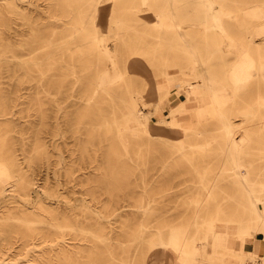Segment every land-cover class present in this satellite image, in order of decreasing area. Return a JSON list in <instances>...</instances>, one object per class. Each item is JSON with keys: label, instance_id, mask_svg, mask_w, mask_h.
<instances>
[{"label": "rangeland", "instance_id": "374dc122", "mask_svg": "<svg viewBox=\"0 0 264 264\" xmlns=\"http://www.w3.org/2000/svg\"><path fill=\"white\" fill-rule=\"evenodd\" d=\"M244 1L247 3L240 0L239 5L252 7L261 3ZM123 2L113 8L123 13L125 20L107 21L103 17V25L124 31L132 24L125 32L131 37L151 28ZM180 3V12L188 17L184 23H195L203 11L202 4L196 0ZM20 5L22 11H13L7 4L0 6V156L11 154L16 159L26 175L28 197L20 195L11 182L0 193V264H149L151 240L158 237L160 230L166 235L169 224L190 219L193 193L188 190L197 187V170L204 166L215 172L222 165L223 208L231 214L248 215L249 196L241 182L232 177L224 149L217 143L225 137L219 120L209 118L205 124L208 131L189 137L196 143L211 140L208 148L185 149L197 161L191 163L182 148L176 147L183 140L181 132L159 126L160 116L178 100L169 102V94L160 97L153 80L145 78L149 73L136 67L125 72L124 80L110 85L116 95L122 96L143 90L138 106L140 111L150 113L154 137L150 142L145 134L131 129L123 136L108 130L101 123L114 114L120 116L119 97H114L116 105L110 104L102 90L88 97L94 88L92 78L103 59L96 58L91 44L82 43L79 37L70 49L54 51L49 44L50 40L64 44L70 36L69 23L74 18L69 16L65 2L20 0ZM209 7L214 13L222 10L219 2H211ZM107 9L102 12L105 16ZM224 21L243 36L256 20L239 16ZM116 36L102 42L116 46L115 53L124 68L133 55ZM263 37L264 32L255 33L253 43L263 45ZM145 38L149 44L158 45L157 36L147 34ZM130 43L133 47L134 42ZM160 51L169 63L180 53L163 48ZM239 52L237 47L225 56L232 61L235 54H242ZM48 53H66L55 58L72 63L68 67H51L46 61ZM138 56L154 73L169 66L162 56ZM34 59L38 63L31 62ZM177 59L181 61L182 57ZM178 74L170 71L169 79L172 81ZM184 75L192 80L191 73ZM260 88L264 91V84ZM181 98H185L184 93ZM99 105L105 109L101 114ZM191 114L195 121L196 115ZM130 124L134 128V121ZM258 145L253 143L248 155L253 172L264 165V148ZM257 178L254 177L255 187L260 185ZM222 228L226 226L222 224ZM212 235L210 232L208 245ZM263 235L264 231L259 230L247 238L244 249L258 247L264 251ZM177 255L176 252L174 256ZM261 261L250 258L244 264H262Z\"/></svg>", "mask_w": 264, "mask_h": 264}, {"label": "bare ground", "instance_id": "6f19581e", "mask_svg": "<svg viewBox=\"0 0 264 264\" xmlns=\"http://www.w3.org/2000/svg\"><path fill=\"white\" fill-rule=\"evenodd\" d=\"M63 1L69 8V16L74 18L69 23L70 36L64 40V44L54 40H50L49 44L54 51L63 47L73 48L77 37L82 43L91 44L96 52L94 55L102 58L103 62L92 78L94 88L88 97H94L96 92L102 90L111 105H116L115 96L121 101L120 116L114 114L111 119L105 118L101 125L121 136L131 129L142 133L140 135L145 134L151 142L154 133L150 129V113L140 111L138 106V101L143 100V90H134L122 96L116 95L110 85L124 80L127 70L140 67L149 73L145 78L153 80L160 97L169 94L166 98L169 102L178 100L166 114L160 116L159 126L181 132L183 140L176 147L182 148L191 163L197 161L185 149L188 146L208 148L211 140L196 143L189 137L208 131L205 124L209 118L219 120L225 137L223 142L222 137L217 140L218 146L224 149L225 161L232 168V177L241 182L244 193L249 196L250 203L246 206L248 215L231 214L222 206V165L215 172H209L207 166L197 170L199 183L196 188L188 190L193 193L190 219L181 224H169L166 235L160 230L158 237L151 240L149 264H244L250 258L254 261L261 258L264 264V255L260 257L253 250L244 249L246 238H252L259 230L264 231V165L253 172L248 159L253 143L264 148V91L260 88L264 84V44L253 43L256 41L254 34L264 32V0L252 7L240 6V0H196L202 4L203 11L193 24L184 23L188 17L180 12V0H123V5L129 7L143 24L151 27L134 37L125 33L132 24L123 31L119 27L112 30L110 25L101 22L103 17L107 21L125 20V15L113 8L121 0H106L103 3L102 0ZM85 1H88L87 5ZM211 2H219L222 10L214 13L209 7ZM5 4L13 11H22L20 0H0V6ZM106 7L107 16L102 13ZM239 16L256 20L254 27H248L247 34L243 36L224 21ZM187 25H192V28H187ZM147 34L157 36L158 45L149 44L145 38ZM112 36L125 42L132 52L133 56L124 68L115 53L116 46L102 42ZM130 42H134L133 47ZM237 47L242 54H235L234 59L229 61L225 55L234 52ZM161 48L180 53L169 63L165 55H160ZM138 52L152 57L162 56L164 64L169 63V66L160 73H154L138 58ZM62 54L66 53H48L47 64L51 67L55 64L68 67L72 62L65 63V59L60 62L55 58ZM180 57L181 61L177 59ZM31 62L38 63L36 59ZM170 71L179 72L172 81L169 79ZM186 73L192 74V80L184 77ZM182 93L185 98H181ZM98 109L99 114L105 111L102 105ZM191 113L196 115L195 121L191 119ZM235 116L241 118L237 120ZM130 121H134V128H131ZM156 141L168 142L166 139ZM255 176L260 180L257 187L254 186ZM7 182L16 186L20 195L28 197L26 175L11 154L0 156V193L5 191ZM222 224L226 228H222ZM210 232L213 235L208 245ZM96 236L102 238L98 233ZM176 252L177 257L174 256ZM1 258L0 253V262Z\"/></svg>", "mask_w": 264, "mask_h": 264}, {"label": "crops", "instance_id": "0c3cea01", "mask_svg": "<svg viewBox=\"0 0 264 264\" xmlns=\"http://www.w3.org/2000/svg\"><path fill=\"white\" fill-rule=\"evenodd\" d=\"M246 240H247V238L245 239V241H246ZM253 251L256 252V253H258L260 257L264 255V251L259 250L258 247H257V249H255V250H253ZM261 263L263 264V261H261Z\"/></svg>", "mask_w": 264, "mask_h": 264}]
</instances>
